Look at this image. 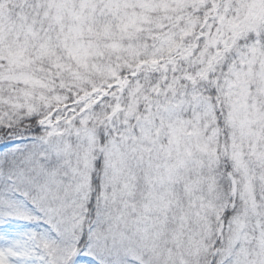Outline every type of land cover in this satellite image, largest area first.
<instances>
[{
	"label": "snow or ice",
	"instance_id": "6c2138e0",
	"mask_svg": "<svg viewBox=\"0 0 264 264\" xmlns=\"http://www.w3.org/2000/svg\"><path fill=\"white\" fill-rule=\"evenodd\" d=\"M0 264H264V0H0Z\"/></svg>",
	"mask_w": 264,
	"mask_h": 264
}]
</instances>
